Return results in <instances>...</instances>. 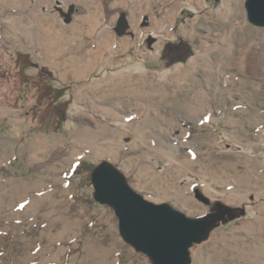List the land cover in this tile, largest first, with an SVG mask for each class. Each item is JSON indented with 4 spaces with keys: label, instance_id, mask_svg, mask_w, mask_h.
Listing matches in <instances>:
<instances>
[{
    "label": "rangeland",
    "instance_id": "rangeland-1",
    "mask_svg": "<svg viewBox=\"0 0 264 264\" xmlns=\"http://www.w3.org/2000/svg\"><path fill=\"white\" fill-rule=\"evenodd\" d=\"M245 3L0 0V83L14 84L19 65L49 69L69 107L63 126L42 132L43 112L22 113L33 101L0 100V264H153L94 197L103 161L147 200L222 216L190 264H264V26ZM102 33L121 43L97 50ZM224 33L210 80L201 67L190 76ZM121 74L133 79L111 86Z\"/></svg>",
    "mask_w": 264,
    "mask_h": 264
},
{
    "label": "water",
    "instance_id": "water-1",
    "mask_svg": "<svg viewBox=\"0 0 264 264\" xmlns=\"http://www.w3.org/2000/svg\"><path fill=\"white\" fill-rule=\"evenodd\" d=\"M245 7L249 21L264 26V0H246ZM91 182L95 199L114 209L123 239L153 264H190L191 246L206 239L222 217H191L167 202L147 200L109 161L93 169Z\"/></svg>",
    "mask_w": 264,
    "mask_h": 264
},
{
    "label": "trees",
    "instance_id": "trees-1",
    "mask_svg": "<svg viewBox=\"0 0 264 264\" xmlns=\"http://www.w3.org/2000/svg\"><path fill=\"white\" fill-rule=\"evenodd\" d=\"M180 19H182V16H179L176 20V26ZM9 52L12 56H21L19 52L7 50V54ZM18 72V79L14 84L5 86L0 83V100H4L7 104L15 103L17 100L33 101L27 106H24V103L22 104V113L29 115L34 112H43L42 123L38 129L42 132L58 130L65 124L67 115L69 114L67 102L59 100L62 92L67 91L65 84L59 81L49 69H42L35 74H27L24 72L23 66L19 65ZM44 76L45 79L41 80ZM54 83L57 86H54ZM22 84L23 88L21 89ZM11 87H13V91L15 94H18L19 98L16 95L12 99L8 98Z\"/></svg>",
    "mask_w": 264,
    "mask_h": 264
},
{
    "label": "bare ground",
    "instance_id": "bare-ground-1",
    "mask_svg": "<svg viewBox=\"0 0 264 264\" xmlns=\"http://www.w3.org/2000/svg\"><path fill=\"white\" fill-rule=\"evenodd\" d=\"M5 2V0H3ZM172 11V10H171ZM165 13V12H164ZM169 16V14H163L161 15L160 14V21H165ZM156 22V21H155ZM228 35H226V33H224L221 38H220V41H216L213 45H211L210 47H208V49L206 50H203L201 51V53L198 55V59H199V62H194L193 66H191V68H189V70L187 71V73L190 75V76H193L194 74V71L197 68L201 67L202 69L211 72L210 74H206L207 77L209 78L210 80V77L213 76V73L210 69V67L212 66V62H211V58H210V54L212 53L211 51H214L215 50H220L221 52V55L223 56L224 53L227 51V49L229 48L227 46V43L225 41V38L227 37ZM97 50H107V49H110L116 45H119L121 43V40L115 36H113L112 34L110 33H102L98 38H97ZM213 49V50H212ZM89 52V51H87ZM89 56V55H88ZM51 57V56H50ZM245 57V56H244ZM48 58H49V55H48ZM238 63L241 65L242 61L239 60ZM219 67L221 66V61L218 60V63ZM217 65V66H218ZM88 66H85L84 67V71L87 70ZM219 69V68H217ZM223 70V69H222ZM186 75V74H185ZM183 76V74H182ZM188 76V75H186ZM185 76V77H186ZM205 77V76H204ZM172 78V77H171ZM188 78V77H186ZM190 78V77H189ZM131 79H133V75H129V74H121L120 76H118V78L114 81H111L112 83H110L111 86H116V85H121L123 84L124 82H129ZM191 79V78H190ZM205 79V78H204ZM139 80H141V77L140 78H136L135 81H136V84L137 86L140 88H148V87H153V86H156L154 81L151 79V80H147V82L145 81H141V82H138ZM179 80V79H178ZM188 80V79H187ZM182 81V80H181ZM184 81V80H183ZM116 84V85H115ZM218 85V84H217Z\"/></svg>",
    "mask_w": 264,
    "mask_h": 264
},
{
    "label": "crops",
    "instance_id": "crops-1",
    "mask_svg": "<svg viewBox=\"0 0 264 264\" xmlns=\"http://www.w3.org/2000/svg\"><path fill=\"white\" fill-rule=\"evenodd\" d=\"M127 8H130L129 5H125Z\"/></svg>",
    "mask_w": 264,
    "mask_h": 264
}]
</instances>
